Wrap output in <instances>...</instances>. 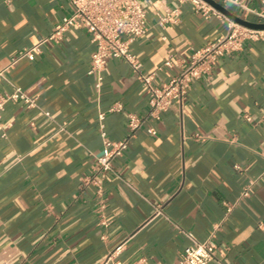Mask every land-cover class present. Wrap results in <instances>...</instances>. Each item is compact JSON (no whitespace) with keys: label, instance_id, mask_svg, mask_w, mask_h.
Instances as JSON below:
<instances>
[{"label":"crops","instance_id":"crops-1","mask_svg":"<svg viewBox=\"0 0 264 264\" xmlns=\"http://www.w3.org/2000/svg\"><path fill=\"white\" fill-rule=\"evenodd\" d=\"M142 3L149 29L130 47L142 71L155 72L156 85L227 32L226 19L189 2ZM251 4L264 8V0ZM174 8L172 20L160 24L158 13ZM70 10L69 0H0V68L8 79L0 90L17 85L35 100L9 101L2 113L0 264H100L118 244L122 262L172 264L192 244L187 232L225 250L208 264H264V41L248 40L218 58L182 103L152 117L146 85L126 60L109 59L97 86L89 73L95 44L81 28L8 67ZM169 58L173 65L157 70ZM114 104L121 108L111 111ZM100 112L114 140L126 135L129 113L142 119L103 180L107 226L99 221L96 186L84 182L103 150Z\"/></svg>","mask_w":264,"mask_h":264},{"label":"built area","instance_id":"built-area-1","mask_svg":"<svg viewBox=\"0 0 264 264\" xmlns=\"http://www.w3.org/2000/svg\"><path fill=\"white\" fill-rule=\"evenodd\" d=\"M71 10L61 21L56 23L53 30L44 36H39L37 41L29 47L18 51L15 58L8 67L16 62L27 59L34 60L43 52V46L50 41L59 42L64 33L71 27H78L90 34V40L95 44V49L91 54L89 73L94 74L97 86L100 87L103 80V69L107 61L111 58H122L126 60L136 73L139 80L146 85L149 111L152 117H157L161 112L169 109L173 103H182L188 95L194 79L207 73L212 63L226 53L239 50L248 40L264 41V28H252L240 24L226 17L219 10L211 6L205 0H178L179 2H189L196 11L204 15L213 13L227 21V32L216 38L214 41L196 49L190 56L187 66L180 69L171 78L156 85L153 83L155 72L145 74L142 71L143 64L137 55L131 50V42L146 34L149 29L147 22L146 8L142 0H69ZM222 4L232 5L238 9L254 14L256 22H264V8L257 9L252 6V0H218ZM177 8L170 12L158 13L157 20L160 24L169 22L173 14H177ZM172 60L167 59L157 70L164 67H171ZM8 81L6 68H0V82ZM24 101L28 105L35 103L34 98L28 96L25 91L15 85L11 92L0 90V135H6L7 124L2 120V113L7 102ZM120 104H114L110 110H119ZM105 114L99 113L100 135L103 141V150L96 156V167L93 174L86 176L84 182L93 183L99 195V221L107 226L104 209L106 207V197L103 194V180L108 173L114 170V160L120 157L129 148L130 140L135 131L141 126L142 119L135 113L128 114V131L124 137L118 140L112 139L103 123ZM247 118H250L247 116ZM148 132L155 134L156 130L148 128ZM249 185L242 190V196H249ZM227 205V210H231V205ZM192 240V244L186 246L181 252L179 259L172 264H208L217 258L219 253L225 250L219 248L211 237L203 242L197 241L192 233L187 232ZM123 244L115 246L100 264H146L144 260L122 262L118 255L122 251Z\"/></svg>","mask_w":264,"mask_h":264},{"label":"water","instance_id":"water-1","mask_svg":"<svg viewBox=\"0 0 264 264\" xmlns=\"http://www.w3.org/2000/svg\"><path fill=\"white\" fill-rule=\"evenodd\" d=\"M205 1L208 2L214 8H216L217 10H219L221 13H223L228 18L240 24H243L245 26L252 27V28H260V29L264 28V22H256V21H252L244 17H241L240 15L232 12L229 8H227L224 4H222L218 0H205Z\"/></svg>","mask_w":264,"mask_h":264}]
</instances>
